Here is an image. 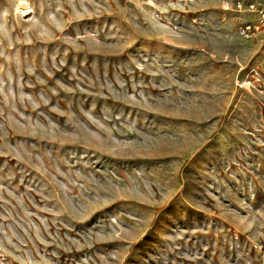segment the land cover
Masks as SVG:
<instances>
[{
	"label": "rangeland",
	"instance_id": "obj_1",
	"mask_svg": "<svg viewBox=\"0 0 264 264\" xmlns=\"http://www.w3.org/2000/svg\"><path fill=\"white\" fill-rule=\"evenodd\" d=\"M236 1L0 0V264H264Z\"/></svg>",
	"mask_w": 264,
	"mask_h": 264
},
{
	"label": "built area",
	"instance_id": "obj_2",
	"mask_svg": "<svg viewBox=\"0 0 264 264\" xmlns=\"http://www.w3.org/2000/svg\"><path fill=\"white\" fill-rule=\"evenodd\" d=\"M233 6L237 11L244 10L255 15L254 21H246L238 26V34L241 37H248L254 31L264 35V0H246L244 4L237 0Z\"/></svg>",
	"mask_w": 264,
	"mask_h": 264
},
{
	"label": "bare ground",
	"instance_id": "obj_3",
	"mask_svg": "<svg viewBox=\"0 0 264 264\" xmlns=\"http://www.w3.org/2000/svg\"><path fill=\"white\" fill-rule=\"evenodd\" d=\"M22 10H28L29 11V8H26V7H21ZM23 12V11H22ZM26 12V11H25Z\"/></svg>",
	"mask_w": 264,
	"mask_h": 264
}]
</instances>
